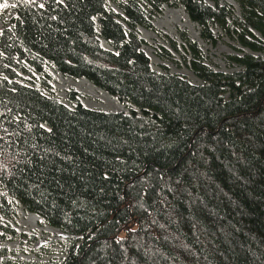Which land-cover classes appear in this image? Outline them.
<instances>
[{"label": "trees", "instance_id": "trees-1", "mask_svg": "<svg viewBox=\"0 0 264 264\" xmlns=\"http://www.w3.org/2000/svg\"><path fill=\"white\" fill-rule=\"evenodd\" d=\"M0 1V264L20 206L74 238L63 264H264V0ZM164 6L261 55L220 73L187 42L201 85L152 70L138 28ZM49 67L134 108H69L25 79L51 91Z\"/></svg>", "mask_w": 264, "mask_h": 264}, {"label": "rangeland", "instance_id": "rangeland-1", "mask_svg": "<svg viewBox=\"0 0 264 264\" xmlns=\"http://www.w3.org/2000/svg\"><path fill=\"white\" fill-rule=\"evenodd\" d=\"M205 1L209 5L215 6L212 0ZM220 6L231 9L233 18L242 19L241 8L235 1L221 0ZM109 8L124 16L117 0H110ZM13 17L14 11L11 5L0 1V32L10 25ZM189 20L190 18L183 7L164 6L161 12L150 20L148 28H138L139 36L143 41L142 51L148 57L152 70L159 73L177 74L193 85H201L202 81L192 70V56L187 42L195 43L202 53L204 64L213 71L220 73H234L242 70L230 59L231 57L241 56L243 53L261 55L244 48L237 39H231L218 27L214 28L212 32L214 42H205L201 38V28L190 20L192 26L188 23ZM255 34L262 39L259 34ZM197 36L204 47L200 46L199 40L196 39ZM102 45L105 49L114 51L107 41L103 40ZM261 56L264 58L263 55ZM48 73L52 78V81L49 82L51 91H48L36 79L27 76L25 79L31 80L33 85L47 96L58 100L69 108L76 106L70 100L71 94H79L80 103L92 110L128 114L134 108L120 103L115 97H113L115 100L107 99L89 85L78 82L81 79L65 77L52 67H49ZM28 85L31 86V83ZM21 209L23 207L20 206L16 212V217L8 221L9 226L16 233L9 236L3 246L7 251L9 263L63 264L67 259L65 251L74 238L53 227L54 232L48 231L46 226L49 225L45 220L44 223H34L33 225L27 217L19 215Z\"/></svg>", "mask_w": 264, "mask_h": 264}, {"label": "bare ground", "instance_id": "bare-ground-1", "mask_svg": "<svg viewBox=\"0 0 264 264\" xmlns=\"http://www.w3.org/2000/svg\"><path fill=\"white\" fill-rule=\"evenodd\" d=\"M184 11V10H183ZM186 15V14H185ZM187 17V15H186ZM188 19V17H187ZM189 24L192 25L191 21L189 20L188 21ZM193 26V25H192ZM196 26V25H195ZM142 30V29H141ZM194 38V37H193ZM197 40H199V43H200V46L201 47H204V44L200 41V39L196 38ZM60 78H62V76L60 75ZM78 82H81V83H85L87 85H89L90 87L94 88L97 92H99L103 97L107 98V99H112V100H115L113 97H111L109 94H107L106 92L102 91L101 89L95 87L93 84H91L88 80L86 79H81L79 80ZM119 105V104H118ZM120 106V105H119ZM20 216H23V217H27L34 225L35 224H39V223H44V219L36 214H31V213H26L23 209L20 210V213H19ZM46 229L48 231H55V229H53L52 227H49V226H46Z\"/></svg>", "mask_w": 264, "mask_h": 264}]
</instances>
